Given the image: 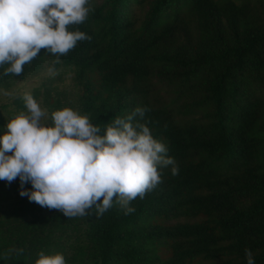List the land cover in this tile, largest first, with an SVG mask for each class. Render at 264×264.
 I'll list each match as a JSON object with an SVG mask.
<instances>
[{"label": "trees", "instance_id": "trees-1", "mask_svg": "<svg viewBox=\"0 0 264 264\" xmlns=\"http://www.w3.org/2000/svg\"><path fill=\"white\" fill-rule=\"evenodd\" d=\"M147 1L152 11L137 27L131 7ZM89 6L86 21L69 31L90 41L77 42L59 63L41 49L19 76L0 68V85L46 61L71 69L74 91L55 111L86 115L104 135L115 118L147 109L133 123L146 124L166 145L179 174L158 169L162 183L137 197L129 215L114 202L103 216L93 206L74 218L21 197L19 179L0 180V264H35L41 251L63 254L66 264H247L245 249L264 264V0ZM153 76L184 100L178 114L200 111L208 120L177 122L171 110L157 108L148 96ZM5 132L0 121V137Z\"/></svg>", "mask_w": 264, "mask_h": 264}, {"label": "clouds", "instance_id": "clouds-1", "mask_svg": "<svg viewBox=\"0 0 264 264\" xmlns=\"http://www.w3.org/2000/svg\"><path fill=\"white\" fill-rule=\"evenodd\" d=\"M89 5L90 0H0L3 75H21L41 49L59 63L77 42L90 41L84 32L69 31V26L86 21L92 11ZM23 101L27 112L8 120L0 137V180L10 185L19 179V195L29 202L70 218L86 216L93 206L97 216H103L115 202L129 215L137 197L143 199L162 183L159 170L171 166L172 175L179 174L166 145L153 138L146 124L133 123L136 116L144 118L145 108L115 118L100 135L101 126L71 108L54 111L49 126L47 110L31 93H25ZM29 183L31 189L25 187ZM21 253L23 249L18 250ZM245 255L247 264H255L250 249ZM35 264H66V259L61 253L41 251Z\"/></svg>", "mask_w": 264, "mask_h": 264}, {"label": "rangeland", "instance_id": "rangeland-1", "mask_svg": "<svg viewBox=\"0 0 264 264\" xmlns=\"http://www.w3.org/2000/svg\"><path fill=\"white\" fill-rule=\"evenodd\" d=\"M107 0H97V4L100 6ZM257 1V0H256ZM112 10V4L110 3L104 10L105 14H109ZM152 11V4L147 1L144 4H133L131 7L132 19L135 21L138 27ZM52 68V63L46 61L39 71L31 72L24 77H17L7 86L0 85V121L3 122L4 129L8 120L15 118L20 112H27L24 106L23 96L25 93H31L36 89L40 90V96L37 102L42 109H46L48 116L45 119V123L51 126V114L55 111L54 103L60 100L62 104L66 102L64 96L67 93L69 98L70 94L74 91V76L75 73L71 69L60 67L54 71L49 72ZM149 83V98L157 108H166L171 110L175 116L177 122H205L208 119L205 118L202 112H195L190 115L178 114L180 106L184 102L182 99H178L174 92V87L169 83L161 81L158 77L153 76L148 80ZM3 91H11L13 96L3 95Z\"/></svg>", "mask_w": 264, "mask_h": 264}]
</instances>
